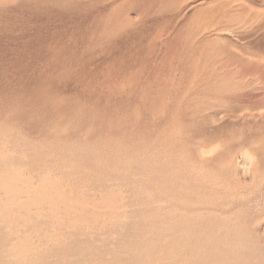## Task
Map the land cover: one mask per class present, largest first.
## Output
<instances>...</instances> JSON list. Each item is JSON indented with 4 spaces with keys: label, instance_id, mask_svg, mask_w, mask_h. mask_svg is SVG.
I'll return each mask as SVG.
<instances>
[{
    "label": "rangeland",
    "instance_id": "1",
    "mask_svg": "<svg viewBox=\"0 0 264 264\" xmlns=\"http://www.w3.org/2000/svg\"><path fill=\"white\" fill-rule=\"evenodd\" d=\"M0 137L126 198L90 264H264V0H0Z\"/></svg>",
    "mask_w": 264,
    "mask_h": 264
},
{
    "label": "bare ground",
    "instance_id": "2",
    "mask_svg": "<svg viewBox=\"0 0 264 264\" xmlns=\"http://www.w3.org/2000/svg\"><path fill=\"white\" fill-rule=\"evenodd\" d=\"M29 159L28 151L0 137V264H90L95 242L85 241L110 235L107 226L123 230L131 218L126 198L96 197L92 188L76 187L54 167L38 168Z\"/></svg>",
    "mask_w": 264,
    "mask_h": 264
}]
</instances>
